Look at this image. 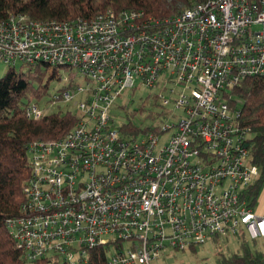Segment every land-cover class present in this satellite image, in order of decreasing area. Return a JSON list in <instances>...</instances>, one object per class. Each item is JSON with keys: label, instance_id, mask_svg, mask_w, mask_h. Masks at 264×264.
Segmentation results:
<instances>
[{"label": "built area", "instance_id": "1", "mask_svg": "<svg viewBox=\"0 0 264 264\" xmlns=\"http://www.w3.org/2000/svg\"><path fill=\"white\" fill-rule=\"evenodd\" d=\"M40 62L68 72L57 99L76 101L78 120L28 148L24 215L9 227L31 264H153L169 248L240 230L264 237V215L246 196L260 175L251 130L230 95L264 77V0H200L164 19L109 9L92 19L1 20L0 64ZM140 86L185 116L137 141L111 110ZM47 114L26 108L30 119Z\"/></svg>", "mask_w": 264, "mask_h": 264}, {"label": "trees", "instance_id": "2", "mask_svg": "<svg viewBox=\"0 0 264 264\" xmlns=\"http://www.w3.org/2000/svg\"><path fill=\"white\" fill-rule=\"evenodd\" d=\"M200 0H0V21L11 14H27L35 20L72 21L92 19L109 9H136L147 16L164 19L183 13ZM60 68L47 63L11 67L0 77V264H31L16 244L10 227L11 219L24 215L25 187L31 175L29 145L38 140L57 139L70 131L78 120L72 110L56 111L39 120L26 115L28 104L49 93L55 80H61ZM65 88H61L60 92ZM231 105L238 108L242 126L251 130V163L260 170L254 186L247 190L250 205L256 204L264 188V77L242 80L231 92ZM153 104L157 103L154 97ZM142 100L135 112H145ZM161 113L150 111L156 119ZM121 126L126 136L137 135L142 129L133 124L134 113ZM155 127L148 128L154 129ZM156 129V128H155ZM147 131V129H146ZM219 240L215 238L214 241ZM191 248H195L192 246ZM47 261L35 262L44 264ZM216 264H264V252L255 250L247 240L230 254L220 253Z\"/></svg>", "mask_w": 264, "mask_h": 264}, {"label": "rangeland", "instance_id": "3", "mask_svg": "<svg viewBox=\"0 0 264 264\" xmlns=\"http://www.w3.org/2000/svg\"><path fill=\"white\" fill-rule=\"evenodd\" d=\"M22 67L18 64L17 68ZM9 67L5 64H0V77L3 76ZM60 75H66L68 72L65 68H60ZM63 88L62 80H55L50 86L49 93L41 99H34L31 101L32 104L39 106L41 109L46 110L48 113L68 110L76 111L75 102H65L62 99H57L60 96V89ZM159 89H152L146 86H140L135 90H129L124 96L118 99L117 104L112 108L111 115L115 119L116 126H123L129 120L127 118L128 113H134L132 119L133 124L140 127V131L135 135L137 141H141L145 138L148 128L157 127L159 125H173L185 116L184 112L178 109L175 104L171 103L166 108L155 106L153 104L154 97L158 93ZM181 90H178L180 92ZM166 98H176L169 91L163 92ZM142 100L147 101L146 111L135 112ZM160 112L161 116H157L156 119L148 118V112ZM147 129V131H146ZM175 129L166 132L160 138V146L167 143ZM253 209L256 213L264 209V191L258 198ZM243 240H247L249 244L255 250L264 252V237L252 239L251 234L247 231L240 230L238 235H231L227 238H221L217 241L209 240L205 243L197 244L195 248H187L185 250H177L169 248L165 250L159 258L153 261V264H216L219 254H230L240 249V244ZM47 264V263H44Z\"/></svg>", "mask_w": 264, "mask_h": 264}, {"label": "crops", "instance_id": "4", "mask_svg": "<svg viewBox=\"0 0 264 264\" xmlns=\"http://www.w3.org/2000/svg\"><path fill=\"white\" fill-rule=\"evenodd\" d=\"M263 191H264V188H263L261 194L263 193ZM261 194H260V196H261ZM260 196H259V197H260ZM258 213L264 215V209H262V211H260V212H258Z\"/></svg>", "mask_w": 264, "mask_h": 264}]
</instances>
